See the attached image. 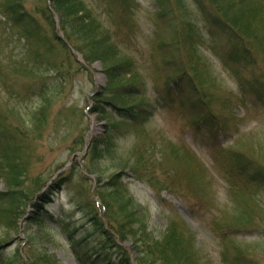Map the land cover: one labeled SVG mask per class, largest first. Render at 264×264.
<instances>
[{
	"label": "rangeland",
	"instance_id": "1",
	"mask_svg": "<svg viewBox=\"0 0 264 264\" xmlns=\"http://www.w3.org/2000/svg\"><path fill=\"white\" fill-rule=\"evenodd\" d=\"M22 1L27 11L36 16L42 32L46 26L39 9L48 0ZM90 1L98 11L103 10L105 0ZM128 5L133 6L131 16L140 27L135 41L125 45L136 54L138 62L148 66L149 59H143L154 53L150 47L173 37L176 31L167 23H162L160 30L153 27L156 16L152 0H133ZM119 8L115 4V9ZM193 20L199 32L210 34L197 12ZM31 41L11 29L0 6V118L19 123L27 137L26 150H33L29 168L20 176V182L9 186L4 175L6 167L4 173L0 172V194H15L2 203L12 211L8 217L2 211L0 214V264H149L146 251L137 248L142 243L139 236L134 245L129 235L121 238L111 227L105 206V201L111 200L118 208L135 209L139 220L156 239H162L172 226L187 256L185 263L231 264L237 255V264L250 259L252 264H264V190L248 191L249 186L238 184L234 193L214 162V156L223 153L219 146L239 149L244 157L264 160L262 105H236V115L243 117L235 124L238 130L217 135L195 129L175 116L176 111L167 113L156 105L152 116L139 129L142 135L136 137L133 130L121 126L126 121L98 110L97 99L109 96L101 64L86 62L75 51L68 55L58 52L53 57L61 71L58 73L52 65L46 68L52 58L33 41L32 46L38 52L43 49V58L47 60L31 67L32 55L26 52ZM203 53L211 70L206 85L214 96L225 97V92L240 85L247 89L259 84L264 68L230 72L223 69L210 50L203 49ZM13 62L21 63L18 72L14 71ZM167 73L173 75L172 68L161 66L162 80ZM31 74L52 75L51 89L42 96L36 94L37 86L29 81ZM172 88L185 103L201 104L203 95L196 90L182 84H172ZM196 103L198 110L205 106ZM109 129L114 139L111 142L107 137ZM136 141L144 143L142 150L134 147ZM169 143L189 147L195 162H186L187 158L192 159L184 152L180 153L183 156L178 158L179 162L169 157ZM163 154L162 170H149L158 179L156 183H163V188L157 189L158 186L138 178L131 166L135 159H158ZM144 157L137 161L138 167L147 163ZM190 173L197 176L190 177ZM101 226L106 230H101ZM102 234H107L117 249L107 250L109 244L105 240L103 243ZM120 247L128 253L125 258L118 252Z\"/></svg>",
	"mask_w": 264,
	"mask_h": 264
},
{
	"label": "trees",
	"instance_id": "2",
	"mask_svg": "<svg viewBox=\"0 0 264 264\" xmlns=\"http://www.w3.org/2000/svg\"><path fill=\"white\" fill-rule=\"evenodd\" d=\"M130 2L133 0H105L103 10L98 11L90 0H51L50 5L44 4L39 9L46 26L42 32L36 16L27 11L22 0H2L0 6L9 20L11 29L44 47L49 54L47 57L52 58L49 61L51 63L52 60V63L46 64V68L52 65V68L61 73L53 57L56 58L58 52L68 55L69 51L71 52L70 46L80 52L86 62L101 61L107 77L106 92L109 96L97 99L100 103L98 110L107 116L110 114L126 121L121 126H124L125 130L127 127L133 130L136 137L142 135L139 129L152 116L156 105L167 113L176 111L175 116L188 121L195 129L197 127L199 130L216 132L215 134L220 130H238L235 124L243 117L236 115V105L248 108L250 105L260 104L264 107V70L261 71V80L256 87L249 85L246 89L240 85L236 90L225 92V97H216L214 93H209L206 85L211 70L207 62L208 57L203 53V49L210 50L223 69L230 72L249 67L250 71L257 67L264 68V0H152L156 16L153 18V27L160 30L162 23H167L176 32L168 40L157 42L154 47H150L154 53L143 59L144 62L149 59L148 66L138 62L136 54L125 45L126 42L135 41L138 26L140 27L138 20L131 16L133 6L128 5ZM115 4L120 8L115 9ZM195 12L200 15L203 24L210 31L208 36L199 32L196 27L193 20ZM58 31L63 38L57 35ZM33 41L28 42L26 48L27 54L32 55L31 67L43 65L47 60L43 58V49L38 52V48L32 46ZM12 65L14 71L18 72L21 63L13 62ZM161 66L172 68L173 75L167 73L162 80ZM34 73L35 71H32V74ZM32 74L29 81L37 86L36 94L42 96L47 93L52 86V75ZM146 77L150 80L147 81ZM171 84H182L201 93V104L185 103L184 98L173 93ZM151 92L155 95L151 96ZM195 103L205 106L198 110ZM43 108L46 110V107ZM12 122L13 124L0 118V172L4 173L3 169L6 167L4 175L8 178L9 186L22 180L20 176L29 168V158L33 152L26 150L27 137L21 125ZM110 125L112 124L109 123ZM107 137L108 141H114L110 129L107 130ZM144 146V143L140 145V142L136 141L134 147L142 150ZM169 146V157L179 162L178 158L183 156L180 153L184 152L192 159L188 161L187 158L186 162H195L196 158L189 147L184 148L174 143H169ZM217 148L223 151L214 156L218 173L234 193L238 184L249 186L251 189L248 191L264 190V160L253 156L244 157L245 153L239 149H226L221 146ZM143 157L135 159L132 163L134 174L152 186H158L157 189L163 188V183H156L158 179L150 174L149 170H162L165 155L158 159L144 157L147 163H141L138 167L137 161H142ZM202 170L200 171L206 173ZM189 176L196 177L197 174L190 173ZM12 193L13 191H8L0 194V214L2 211L3 214L6 213V217L12 209L8 205L3 207L2 203L8 202L15 195ZM105 206L108 220L116 230L117 236L126 238L129 235L134 245L139 236V242L142 243L137 248L146 251L151 260L149 264H154L156 260L158 264H189L183 262L187 256L184 248H180L172 226L162 239H156L146 229L145 223L139 220L135 209L118 208L112 200L105 201ZM101 230L106 229L102 227ZM237 230H241V227ZM101 236L109 244L107 250L109 247H112L113 251L117 249V245L108 240L107 234ZM118 252L123 258L128 254L122 247ZM237 258L239 256L236 255L230 263L237 264L240 260ZM119 259L121 258L118 257ZM236 259L238 261H235ZM247 263L252 264V259L245 264Z\"/></svg>",
	"mask_w": 264,
	"mask_h": 264
}]
</instances>
